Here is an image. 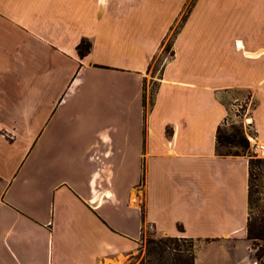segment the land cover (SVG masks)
I'll return each instance as SVG.
<instances>
[{
    "label": "crops",
    "instance_id": "obj_1",
    "mask_svg": "<svg viewBox=\"0 0 264 264\" xmlns=\"http://www.w3.org/2000/svg\"><path fill=\"white\" fill-rule=\"evenodd\" d=\"M230 1L0 0V264H124L146 224L255 264L248 158L215 133L248 95L264 142V0Z\"/></svg>",
    "mask_w": 264,
    "mask_h": 264
},
{
    "label": "rangeland",
    "instance_id": "obj_2",
    "mask_svg": "<svg viewBox=\"0 0 264 264\" xmlns=\"http://www.w3.org/2000/svg\"><path fill=\"white\" fill-rule=\"evenodd\" d=\"M248 1V0H247ZM236 2V3H235ZM233 3V4H230ZM243 3V0H231L229 2V7L238 6L241 8V5ZM249 3L253 7H255V3H257V0H249ZM181 19V18H180ZM179 24V20L176 22L174 27L170 30L166 38L162 41L160 45V50L156 54V56L152 59V62L148 69V77L146 78L147 81L145 82L146 87V102H145V108L144 111H142V123L145 111L147 110L153 91L156 86V81L159 73V68L162 63V60L170 56V45H171V38H172V32ZM245 103V105H244ZM253 100L250 99V97L247 95L242 101H241V107L243 108V111H239V115L236 117H229L224 121L221 125V132L230 135L235 134L236 138L239 136L240 133L243 134V136L247 140V146L243 147L239 144H222L218 147L220 152L230 151V152H237L238 154H242L246 156L249 159H258L259 161H253L250 165L249 172V190H250V206L252 212H257L258 209L262 208L264 205V155H262L260 152H256L254 150V141L253 139H256L254 136V132L250 125H248V128H244L245 118L243 117V113L247 111L252 105ZM250 137V138H249ZM257 140V139H256ZM142 193V189H140V194ZM168 235L163 234L161 232H158L154 229H152L148 224L144 225L142 237L140 240V247L137 254L129 258L125 261L124 264H138V263H145L147 261L149 262H160L165 259H168L171 254L167 252H160L158 248L155 246V242L158 239H164ZM176 241L181 249H183V254L187 255L188 252H193L197 242L196 240L192 238L182 237V236H175ZM246 252L249 254V258L252 259V253L253 250L251 248V244L249 241H247L246 245ZM253 262V259H252ZM248 261L246 260V264Z\"/></svg>",
    "mask_w": 264,
    "mask_h": 264
},
{
    "label": "trees",
    "instance_id": "obj_3",
    "mask_svg": "<svg viewBox=\"0 0 264 264\" xmlns=\"http://www.w3.org/2000/svg\"><path fill=\"white\" fill-rule=\"evenodd\" d=\"M186 13H184L180 19V22L184 19ZM178 26L172 32V36L175 34ZM90 47V43L87 39H81L76 45L78 55H84ZM239 144L243 147L247 146V140L243 136L242 133L236 138L235 134L226 135L221 132L220 126L216 128L215 133V151L219 155H236L237 152H220L218 147L222 144ZM253 161H259L258 159H249L248 160V212L245 224V238L251 244V248L253 250L252 259L255 264H264V205L262 208L258 209L257 212H252L249 196V177L250 172L249 168ZM176 237L167 236L164 239H158L155 242V246L158 248L160 252H167L171 254L168 259H165L160 262H149L146 264H193V252H188L187 255L183 254V249L179 247L177 243H175ZM145 264V263H138Z\"/></svg>",
    "mask_w": 264,
    "mask_h": 264
},
{
    "label": "built area",
    "instance_id": "obj_4",
    "mask_svg": "<svg viewBox=\"0 0 264 264\" xmlns=\"http://www.w3.org/2000/svg\"><path fill=\"white\" fill-rule=\"evenodd\" d=\"M235 107H236V111H238L240 108H242V107H241V104H236ZM243 117L245 118V121H246L247 119H249V121H246V122L243 124V125H244V128H246V127L248 128V125H250L251 120H250L249 116L247 115V111L243 113ZM249 138H250V137H249ZM257 149H260V147H258L257 145L254 144V150H255L256 152H258ZM260 153H261L262 155H264V150H263V151H260Z\"/></svg>",
    "mask_w": 264,
    "mask_h": 264
},
{
    "label": "bare ground",
    "instance_id": "obj_5",
    "mask_svg": "<svg viewBox=\"0 0 264 264\" xmlns=\"http://www.w3.org/2000/svg\"><path fill=\"white\" fill-rule=\"evenodd\" d=\"M246 121H249V119H247ZM254 143H256L255 145H257L258 147H260V149H257L258 152L263 151L264 150V142L253 139Z\"/></svg>",
    "mask_w": 264,
    "mask_h": 264
}]
</instances>
